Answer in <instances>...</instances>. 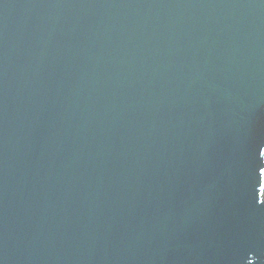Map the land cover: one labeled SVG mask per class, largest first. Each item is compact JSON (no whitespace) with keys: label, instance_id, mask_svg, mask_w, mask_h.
<instances>
[{"label":"water","instance_id":"1","mask_svg":"<svg viewBox=\"0 0 264 264\" xmlns=\"http://www.w3.org/2000/svg\"><path fill=\"white\" fill-rule=\"evenodd\" d=\"M264 0H0V264H264Z\"/></svg>","mask_w":264,"mask_h":264},{"label":"snow or ice","instance_id":"2","mask_svg":"<svg viewBox=\"0 0 264 264\" xmlns=\"http://www.w3.org/2000/svg\"><path fill=\"white\" fill-rule=\"evenodd\" d=\"M260 153H261V155H264V150H261Z\"/></svg>","mask_w":264,"mask_h":264}]
</instances>
